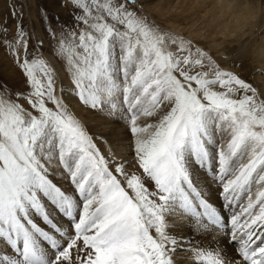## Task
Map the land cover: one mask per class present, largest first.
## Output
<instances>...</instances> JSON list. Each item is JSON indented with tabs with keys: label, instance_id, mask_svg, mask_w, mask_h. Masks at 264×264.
Listing matches in <instances>:
<instances>
[{
	"label": "snow or ice",
	"instance_id": "snow-or-ice-1",
	"mask_svg": "<svg viewBox=\"0 0 264 264\" xmlns=\"http://www.w3.org/2000/svg\"><path fill=\"white\" fill-rule=\"evenodd\" d=\"M67 3L74 26L59 34L46 30L70 93L63 85L57 93L54 69L39 54L43 41L30 51L22 13L11 40L0 25V46L25 88L0 82V264H72L73 249L76 264H173L177 241L165 215L177 209L236 245L232 256L197 248L194 264H264V98L258 90L137 15L136 0ZM71 96L127 123L130 161L101 153L70 111ZM133 162L143 178L126 173ZM194 166L222 189L230 216L204 198ZM52 209L67 225L54 222Z\"/></svg>",
	"mask_w": 264,
	"mask_h": 264
},
{
	"label": "rangeland",
	"instance_id": "rangeland-1",
	"mask_svg": "<svg viewBox=\"0 0 264 264\" xmlns=\"http://www.w3.org/2000/svg\"><path fill=\"white\" fill-rule=\"evenodd\" d=\"M179 1L180 0H136V4L132 5L131 7L136 12L137 15L146 18L150 24L159 27L162 31L172 36L191 42V44L194 47L202 49L217 62L218 55L215 54L213 51L209 50V48L211 47L210 46L211 43L209 39L205 40L203 38L206 35L204 31L199 30L203 28V26L200 25L202 21L200 20L195 25L192 26L189 23L190 19L188 18L190 17L189 16L190 12H186L178 16V12L179 11L181 12L180 8H178ZM13 12L16 13L15 17L11 14ZM21 13H22L21 22L23 26L27 29L29 36L32 37L29 43L30 51L33 49V46L36 45L37 41H43L39 54L54 69V73L57 76V85H56L57 93L59 94V89L61 85H63L66 93H70L71 85H70L69 77L64 69L63 61L57 59L53 54V46L51 45V41L49 40V33L46 29H51L53 32L59 34L62 30L67 31L69 28H72L74 26L73 18L75 15L72 5L68 4L67 0H0V25L9 29L7 36V39L9 40L13 38V33L15 31L17 19L21 18ZM172 20H176L175 25H172L171 23ZM196 35L197 37H195ZM243 37L244 38H242L241 40L242 44H236V43L232 44L231 47H235V48L227 52V54H225L224 57L228 56V54L230 53L233 54V56L238 54L239 52L241 53L242 51L247 50L248 47H251L253 40L257 38L258 40L260 39L259 36H257V33H254L252 36H243ZM242 45L243 47L240 50L238 47ZM224 46L225 47L228 46V43H225ZM225 71H229L238 75V73L233 72L232 70H225ZM255 77H256L255 70H250L249 72H247V75L242 79L247 83L251 84L259 92L260 86L254 84ZM0 82L6 84L9 88L13 90H19V91L25 90L23 77L18 67L13 62V58L9 54L8 49L2 46H0ZM66 98L69 99L70 111L73 112V114L79 119V121L83 124V126L86 128L89 134L94 138V142L96 143L97 147L100 149L101 153L106 158L110 157V154H115L118 160L120 158L125 159V155L128 154L129 151L126 152L124 146L130 145L129 146L130 148L132 146V137L129 132L127 123L119 119L118 117L113 118L107 115V113H102L83 107L82 105L79 104L78 100L74 96L66 97ZM77 113H80V116H78ZM163 114L164 112L162 111L159 115H163ZM158 119L159 116L151 118L149 120L142 119L140 123L141 124L149 123V122L154 123ZM109 126L120 127L125 130L124 131L125 133H123L124 136L123 135L120 136L121 137L120 139L122 140H117V141L115 140L110 142L107 141L110 139L112 140V137L103 136V133H105V131L108 130L105 129L103 131V128L104 127L109 128ZM126 134H128V138H130L129 140H125L127 137ZM226 142L227 139L225 138L223 143ZM129 158L130 159L127 160L130 161L132 159V155L129 156ZM131 164H133L132 167L136 169L137 174L141 175L143 178V173L138 168V166H135L134 162ZM132 167L127 166L125 169L126 173L129 176L130 174L127 171H129L130 168ZM194 169L196 171H199L200 176H202L203 178L204 176L209 177V180L211 181V183L209 182V185H213L215 189L216 188L218 189L216 194H217V199L219 201V206L220 205L223 206L225 202L221 196L222 189L211 180L210 174L196 168L195 166L193 167V170ZM202 177L201 178L199 177L200 178L199 180H202ZM119 178L121 179L122 186L126 188L124 177L121 176ZM55 182L60 184L59 180H56ZM143 182L148 183L152 186V188L149 189L150 192L155 191L153 184L149 180L144 178ZM198 186H199L198 189H203L204 191L205 188L202 187V185L199 184ZM126 190L129 192V195H132L130 189L126 188ZM200 191L202 192V190ZM215 192L216 190L214 191V193ZM253 195H255V186L253 187ZM204 197L207 198L208 196L205 195ZM152 198L154 200L156 199V197H152ZM156 202L158 203L159 201L156 200ZM49 208L51 209L52 206L49 205ZM52 211H53L54 222H56L58 225H60L61 223L67 225L68 222L66 218H64L59 213H56L54 209H52ZM176 212L178 214L182 213L180 212L179 209H177ZM176 212L172 215H168V214L165 215L169 227H173L174 226L173 224L175 222L172 221L170 223L168 221V218L169 217L176 218L178 216ZM186 218H184L183 220L186 221L187 220ZM34 219H36V221L40 223L38 217H34ZM176 227H178V225H176ZM152 234L155 236L154 230L152 231ZM77 243L78 245L82 246V241H78ZM72 255H73L72 264H76V259H75L76 252L74 249L72 250Z\"/></svg>",
	"mask_w": 264,
	"mask_h": 264
},
{
	"label": "bare ground",
	"instance_id": "bare-ground-1",
	"mask_svg": "<svg viewBox=\"0 0 264 264\" xmlns=\"http://www.w3.org/2000/svg\"><path fill=\"white\" fill-rule=\"evenodd\" d=\"M178 4V8L181 10V12H178V16L186 12H190V17H187L190 19L189 23L192 26L198 21H202L200 25L203 26V28L199 30H203L206 34L203 37L205 40L209 39L211 43L209 50L218 55L217 62L218 65L222 67V70H232L233 72L238 73V76L241 79L244 78L247 75V72L250 70H255L256 77L254 79V84L260 86L258 93L262 98H264V29L258 30L256 32L260 39L258 40L257 38L253 40L251 47H248V49L246 48L247 50L242 51L241 53L239 52L234 56L230 53L228 56L224 57L227 52L235 48L231 47L232 44H242L241 40L244 38V35L241 34L232 37L227 41L218 37V31L222 29L223 24L226 22L221 16L222 10L218 6V0H180ZM171 23L172 25H175L176 20H172ZM195 37H197V35ZM225 43H228V46L225 47ZM242 47L243 45L238 48L241 50ZM77 115L80 116V113H77ZM105 129L108 130L103 133V136L112 137V140L110 137V140L106 139L109 142L122 140L120 139V136L125 133V130L120 127H104L103 131ZM126 136L127 137L125 140H129L130 138H128V134H126ZM129 146H124L125 151H129V153L125 155L124 160L130 159L129 156L132 155L130 151L131 148ZM132 165L133 164H129L128 166L132 167ZM193 171H195L194 173H196V178L199 180L202 177L200 176V172L196 171L195 169ZM127 172H129L130 175L133 173L137 174L136 169L133 167ZM199 181V184L205 188L204 191L203 189L199 190H202L204 196H208L206 200L210 203H213L212 205L222 214V217L230 216L231 210L225 207V204L223 206H219V201L216 194L218 189H215L213 185H209V182L211 183L209 177L204 176V178L202 177V180ZM145 185L148 187V189L152 188V186L148 183H145ZM215 190L216 192L214 193ZM184 218L186 217L182 213H179L176 218H168L170 223L172 221L175 222L173 224L175 227L173 226L167 228L169 235L174 237L177 241L175 249L170 252L173 264H194L193 252L197 248L216 249L218 247L222 253H226L228 256L235 254L234 249L236 245L231 241L230 236L227 233L222 235L218 230L214 231L211 229H205L197 223V220L194 217L187 218L186 221L183 220ZM176 225H178V227H176Z\"/></svg>",
	"mask_w": 264,
	"mask_h": 264
},
{
	"label": "clouds",
	"instance_id": "clouds-1",
	"mask_svg": "<svg viewBox=\"0 0 264 264\" xmlns=\"http://www.w3.org/2000/svg\"><path fill=\"white\" fill-rule=\"evenodd\" d=\"M218 6L226 22L217 35L225 41L264 29V0H218Z\"/></svg>",
	"mask_w": 264,
	"mask_h": 264
}]
</instances>
